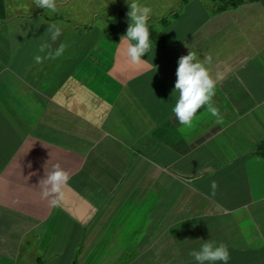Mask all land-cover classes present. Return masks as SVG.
I'll return each instance as SVG.
<instances>
[{"label": "crops", "instance_id": "obj_1", "mask_svg": "<svg viewBox=\"0 0 264 264\" xmlns=\"http://www.w3.org/2000/svg\"><path fill=\"white\" fill-rule=\"evenodd\" d=\"M228 1L177 0L151 18L164 43L130 65L106 17L0 0V264H196L209 239L228 264H264V0ZM53 22L51 48L67 46L36 63ZM188 51L223 77L219 120L172 112ZM56 163L69 180L53 207L42 180Z\"/></svg>", "mask_w": 264, "mask_h": 264}, {"label": "clouds", "instance_id": "obj_2", "mask_svg": "<svg viewBox=\"0 0 264 264\" xmlns=\"http://www.w3.org/2000/svg\"><path fill=\"white\" fill-rule=\"evenodd\" d=\"M128 3L127 17L129 18L128 27L125 33L120 37L121 41L125 42L123 56L125 62L130 65H140L144 62L143 58L146 54L153 51V44L150 39V20L151 8L141 0H125ZM36 7L47 9L51 13L57 11L56 0H34ZM47 39L41 41L38 45V53L34 55V61L41 63L43 60L55 59L60 57L65 48V43H60L55 49H52L48 40L57 41L61 36L62 24L60 22L49 23L47 27ZM212 63V56H204L203 59H198L197 53L188 51L186 55L178 58L176 67V79L172 92L178 93L176 102L172 107V112L175 114L178 122L183 126H191L193 118L198 109L206 106L208 113L211 116L220 119V113L215 106L213 97L216 92L217 81L223 77L217 73L214 79L210 75L207 65ZM68 173L61 168L59 163L52 165V170L42 180L43 185H50V188H44L42 196L47 197L50 193L56 196L50 201L55 207L58 203L59 195L63 186L68 182ZM211 187L216 188V182H211ZM190 256L196 264H228L229 250L223 243H217L215 240H206L199 246L198 249L190 251Z\"/></svg>", "mask_w": 264, "mask_h": 264}, {"label": "rangeland", "instance_id": "obj_3", "mask_svg": "<svg viewBox=\"0 0 264 264\" xmlns=\"http://www.w3.org/2000/svg\"><path fill=\"white\" fill-rule=\"evenodd\" d=\"M177 0H141L152 10L151 18L157 19L160 16L167 15L177 5ZM225 1V0H223ZM131 0H129V3ZM34 3V0H24L21 5L25 10ZM56 14H61L74 23H95L100 27L104 24L102 16H110L111 13L124 9L128 12V3L125 0H56ZM45 12L49 10L45 9ZM129 19V18H128ZM89 20V22H88ZM91 21V22H90Z\"/></svg>", "mask_w": 264, "mask_h": 264}, {"label": "trees", "instance_id": "obj_4", "mask_svg": "<svg viewBox=\"0 0 264 264\" xmlns=\"http://www.w3.org/2000/svg\"><path fill=\"white\" fill-rule=\"evenodd\" d=\"M243 0H229L230 5L236 4V2H241ZM106 25L104 27V33L105 35L110 38L114 39V36L118 33L124 34L126 31V28L128 27V23L130 22L126 11L123 9H120L117 11V13L113 12L110 16L106 17ZM166 18L159 19V22H166ZM150 39L152 41V44H162L164 43V38L160 35V33L157 30V27L155 26V21L150 20ZM256 152L264 157V135L259 140V142L256 144ZM40 261L37 260L35 264H39Z\"/></svg>", "mask_w": 264, "mask_h": 264}]
</instances>
